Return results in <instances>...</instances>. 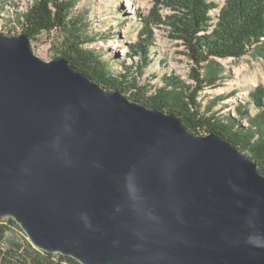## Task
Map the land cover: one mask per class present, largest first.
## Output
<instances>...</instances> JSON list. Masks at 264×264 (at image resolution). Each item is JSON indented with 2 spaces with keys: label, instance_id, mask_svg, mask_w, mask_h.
<instances>
[{
  "label": "water",
  "instance_id": "95a60500",
  "mask_svg": "<svg viewBox=\"0 0 264 264\" xmlns=\"http://www.w3.org/2000/svg\"><path fill=\"white\" fill-rule=\"evenodd\" d=\"M0 218L80 264H264V174L225 139L0 32Z\"/></svg>",
  "mask_w": 264,
  "mask_h": 264
},
{
  "label": "trees",
  "instance_id": "16d2710c",
  "mask_svg": "<svg viewBox=\"0 0 264 264\" xmlns=\"http://www.w3.org/2000/svg\"><path fill=\"white\" fill-rule=\"evenodd\" d=\"M169 14L156 22L169 27L174 37L182 42L192 63L193 88L176 77L165 78V85L147 96L146 91L128 80L130 71L115 76L109 65L94 50L81 47L82 38L77 32L75 19L70 18L71 0H33L26 12L17 15L21 33L31 40L42 33H64L62 58L78 70L109 90H118L127 97L159 111L179 116L186 127L195 134H216L253 159L264 174V86L251 93L254 106L260 109L259 125L242 126L234 118L203 112L198 95L212 87L218 76L202 75L203 64L213 58L240 59L264 39V0H227L221 9L219 21L210 32L211 12L217 5L210 0H159ZM142 44L134 53L146 55ZM146 61V60H145ZM140 68H143L142 66ZM139 68V69H140ZM122 79V80H121ZM137 89V91H133ZM192 90L190 94L188 92ZM248 114V112H246ZM264 121V120H263ZM253 122V121H252ZM0 264H80L71 257L47 253L35 248L21 227L12 218H0Z\"/></svg>",
  "mask_w": 264,
  "mask_h": 264
},
{
  "label": "rangeland",
  "instance_id": "374dc122",
  "mask_svg": "<svg viewBox=\"0 0 264 264\" xmlns=\"http://www.w3.org/2000/svg\"><path fill=\"white\" fill-rule=\"evenodd\" d=\"M32 1L0 0V32L20 35L17 15L26 12ZM71 1L74 5L69 19H75L77 32L82 38L81 47L100 55L115 76L124 75L129 69L128 80H136V85L142 87L147 96L163 87L168 77H176L192 90L197 85L192 77L196 66L189 59L182 42L174 37L169 27L155 21L158 16L164 19L172 14L159 0H133L137 12L135 7L134 12H129L127 0ZM210 1L217 5L210 14L212 23L209 31L212 32L227 0ZM63 39V32L42 33L31 40L32 49L45 61L62 58ZM142 44L148 49L147 54L134 53V48ZM198 69L202 75L218 76L212 87L198 95L203 112L210 107L209 115L229 116L245 127L252 123L259 125L261 110L254 106L251 93L264 86V39L240 59L213 58Z\"/></svg>",
  "mask_w": 264,
  "mask_h": 264
},
{
  "label": "bare ground",
  "instance_id": "6f19581e",
  "mask_svg": "<svg viewBox=\"0 0 264 264\" xmlns=\"http://www.w3.org/2000/svg\"><path fill=\"white\" fill-rule=\"evenodd\" d=\"M126 5L129 7V12H134V7H135V11L137 12L138 9L135 3L133 2V0H127Z\"/></svg>",
  "mask_w": 264,
  "mask_h": 264
}]
</instances>
